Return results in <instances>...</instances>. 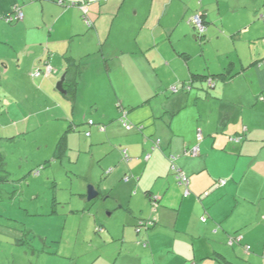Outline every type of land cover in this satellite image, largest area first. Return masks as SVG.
<instances>
[{
    "label": "crops",
    "instance_id": "0c3cea01",
    "mask_svg": "<svg viewBox=\"0 0 264 264\" xmlns=\"http://www.w3.org/2000/svg\"><path fill=\"white\" fill-rule=\"evenodd\" d=\"M263 13L264 0H0V117L20 94L1 91L17 85L11 71L33 69L51 117L68 130L85 120L91 146L103 145L91 164L106 177L99 195L131 213L71 262L264 264ZM165 227L171 247L158 241Z\"/></svg>",
    "mask_w": 264,
    "mask_h": 264
},
{
    "label": "rangeland",
    "instance_id": "374dc122",
    "mask_svg": "<svg viewBox=\"0 0 264 264\" xmlns=\"http://www.w3.org/2000/svg\"><path fill=\"white\" fill-rule=\"evenodd\" d=\"M4 46L0 49L1 56L9 58V49ZM11 55L16 58L15 65H19L17 54ZM1 65L4 72L3 63ZM32 70L27 67L13 69L17 85L6 87L3 83L1 86V91L7 88L20 94L18 98H11L14 105L6 103L3 107L5 119L1 120L3 115L0 117V153L7 171L0 173V264H70L72 254H89L92 247H87L85 238L93 240L97 248V235L104 233L105 227L111 234L121 232L122 224L131 218V213L122 210L116 196L110 193L101 192L93 200L86 198L89 186L102 188L106 178L101 166L92 169L91 165L94 154H98L103 145L100 148L91 146L90 137L83 129L85 120L80 123L82 129L68 130L69 123L62 126L60 120L51 117L49 107L33 88V78L29 74ZM26 71L29 75L25 76ZM1 99L4 101L5 96ZM2 125L7 127L2 128ZM62 137L66 145L58 154ZM88 176L96 184L89 182ZM150 209L151 215L146 219H152L158 210L152 203ZM242 217L237 214L230 221L239 222ZM164 220L169 222L170 218ZM141 221L137 220L136 230H146V225H140ZM168 228L159 234L158 241L171 247L176 231ZM17 238L29 244L12 246ZM176 248L188 251L181 241Z\"/></svg>",
    "mask_w": 264,
    "mask_h": 264
},
{
    "label": "built area",
    "instance_id": "2783aa9c",
    "mask_svg": "<svg viewBox=\"0 0 264 264\" xmlns=\"http://www.w3.org/2000/svg\"><path fill=\"white\" fill-rule=\"evenodd\" d=\"M15 11H16L15 18L22 19L23 13L19 9H16ZM260 16H261V18L264 19V13L261 14ZM191 21L195 25V27L197 28L198 33L200 35L205 33L206 26H205V22H204L202 16L197 14L191 18ZM89 24H90V22H89ZM51 72H52L51 67H48L47 73H51ZM91 122H93V121H91ZM194 153L198 154L199 153L198 149H195ZM148 158H150V156ZM173 158L175 159L174 156H173ZM172 168H173L174 172L176 173L177 180L180 182V184L187 186L189 183V179H188V176L185 174V172L183 170H181L180 168L176 167V165H172Z\"/></svg>",
    "mask_w": 264,
    "mask_h": 264
},
{
    "label": "trees",
    "instance_id": "16d2710c",
    "mask_svg": "<svg viewBox=\"0 0 264 264\" xmlns=\"http://www.w3.org/2000/svg\"><path fill=\"white\" fill-rule=\"evenodd\" d=\"M63 139V137L61 138V140H60V146H61V144H63V142H64V140H62ZM59 147V146H58ZM4 166H5V160H4V157H3V155H1V153H0V173H1V171H4L5 170V172L7 173V171H6V169H4ZM6 168V167H5ZM1 175V174H0ZM1 178V177H0ZM22 245V244H24V245H26V244H29V242L28 241H26L25 239H23V238H17L16 239V241H15V243H12V245Z\"/></svg>",
    "mask_w": 264,
    "mask_h": 264
},
{
    "label": "water",
    "instance_id": "95a60500",
    "mask_svg": "<svg viewBox=\"0 0 264 264\" xmlns=\"http://www.w3.org/2000/svg\"><path fill=\"white\" fill-rule=\"evenodd\" d=\"M99 195V192L95 189V187L91 186L88 190V199L92 200Z\"/></svg>",
    "mask_w": 264,
    "mask_h": 264
}]
</instances>
